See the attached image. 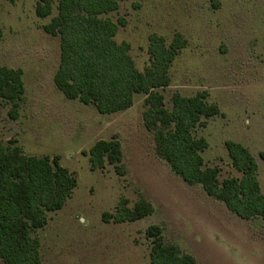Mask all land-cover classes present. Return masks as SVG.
Instances as JSON below:
<instances>
[{"label": "rangeland", "instance_id": "1", "mask_svg": "<svg viewBox=\"0 0 264 264\" xmlns=\"http://www.w3.org/2000/svg\"><path fill=\"white\" fill-rule=\"evenodd\" d=\"M37 2L0 0V67L22 69L25 87L17 120L0 99V140L26 155L58 156L77 179L71 198L36 232L42 264H150L145 229L151 224L161 225L165 241L197 264H264V222L240 219L156 156L142 121L144 95H135L126 111L100 116L92 104L67 99L55 87L59 37L43 26L56 15L58 0L46 18L36 15ZM109 16L125 20L115 40L130 45L138 71L149 64L150 35L166 44L176 33L186 39L169 68V85L158 90L165 107L171 108L173 92L189 97L206 91L220 114L193 131L208 142L204 165L218 168L220 181L239 176L224 142L241 143L257 163L264 193V0H120ZM113 136L122 145L124 177L110 165L91 171L84 154ZM121 197L130 206L143 197L154 213L131 223L103 222L102 214L113 212Z\"/></svg>", "mask_w": 264, "mask_h": 264}, {"label": "trees", "instance_id": "2", "mask_svg": "<svg viewBox=\"0 0 264 264\" xmlns=\"http://www.w3.org/2000/svg\"><path fill=\"white\" fill-rule=\"evenodd\" d=\"M53 0H38L35 13L46 18ZM120 0H58L57 13L43 30L59 37L60 59L53 76L55 87L67 98L92 104L101 115L114 114L132 107L134 96L144 95L142 121L152 133L156 156L186 184L200 185L206 195L224 203L244 220L264 222V193L258 180V166L241 143L226 140L224 147L237 177L219 180L216 167L204 165L202 152L208 147L193 131L205 125L204 119L219 115V107L208 102L206 91L193 96L173 92L171 108L164 105L158 91L170 83L169 68L186 46L176 33L169 44L162 36L148 37L149 64L138 71L130 56V45L115 37L126 22L109 15L118 12ZM217 7V4H214ZM2 30L0 29V40ZM20 68L0 67V99L8 102V116L19 118V105L25 87ZM6 146L0 140V259L4 264H42L40 240L49 214L60 210L77 186L72 172L59 163V157L33 156L20 147ZM91 171L106 165L124 177L127 166L122 145L116 136L96 141L84 153ZM264 161V153H260ZM154 206L140 197L132 206L125 197L113 212L102 214L103 222L131 223L154 213ZM163 227L151 224L145 229L150 240V264H197L195 258L174 243L166 242Z\"/></svg>", "mask_w": 264, "mask_h": 264}, {"label": "crops", "instance_id": "3", "mask_svg": "<svg viewBox=\"0 0 264 264\" xmlns=\"http://www.w3.org/2000/svg\"><path fill=\"white\" fill-rule=\"evenodd\" d=\"M22 79H23V75H22ZM23 83H24V82H23ZM129 109H130V108H129ZM125 111H126V110H125ZM122 112H123V111H122ZM118 113H120V112H118ZM114 114H116V113H114ZM99 115L101 116V114H99ZM105 115H108V114H105ZM102 116H104V115H102ZM99 140H101V139H99ZM118 140H119V139H118ZM97 141H98V140H97ZM95 142H96V141H95ZM95 142H94V143H95ZM94 143H93V144H94ZM120 143H121V142H120ZM93 144H92V145H93ZM68 200H69V199H68ZM68 200H67V201H68ZM67 201H66V202H67ZM65 204H66V203H65ZM0 264H4L3 261H2L1 259H0Z\"/></svg>", "mask_w": 264, "mask_h": 264}]
</instances>
